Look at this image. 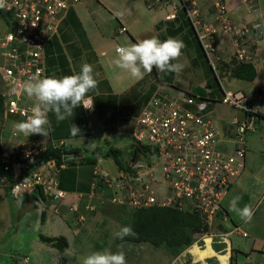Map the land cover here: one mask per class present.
I'll use <instances>...</instances> for the list:
<instances>
[{"label": "built area", "instance_id": "obj_1", "mask_svg": "<svg viewBox=\"0 0 264 264\" xmlns=\"http://www.w3.org/2000/svg\"><path fill=\"white\" fill-rule=\"evenodd\" d=\"M83 1L86 0H4V7H0L12 14L11 27L0 34V94L4 124L10 123L9 135L1 134L0 167L4 174L0 180L14 199L40 189L45 198L56 201L68 195L59 187L55 160L40 162L49 143L55 147H67V143H53L40 134L24 135L12 123L26 120L31 114L34 100L23 91L24 82L32 76L47 75L46 45L58 34L64 14ZM159 4L171 6L169 19L180 12L186 15L218 79L217 90L205 85L206 97L187 91L171 97L155 91L143 107L133 136L138 145H148L156 159L143 163L144 156H140L130 163V170L119 168L114 178L94 165L90 197L103 201L105 193L111 191V203L125 205L131 212L154 206L192 212L202 219L206 235L224 211L223 201L235 179L245 169L247 136L256 130L258 104L264 97L262 91L255 92L254 103L244 90L229 88L228 70L221 67L223 62L257 65L264 48V21L233 20L229 0H147L149 8ZM239 6H245L249 13L259 11L253 0H239ZM125 31V27L120 29ZM83 103L90 105L92 101L86 99ZM219 104L244 115L234 119L236 129L229 137L235 146L232 154L219 149L221 135L213 107ZM96 208L93 204L85 206L87 211ZM79 209L78 201L69 207L70 212ZM84 219L80 214L79 220ZM235 230L242 231L238 226ZM242 234L247 236L246 232ZM169 264L190 263L176 257Z\"/></svg>", "mask_w": 264, "mask_h": 264}, {"label": "crops", "instance_id": "obj_2", "mask_svg": "<svg viewBox=\"0 0 264 264\" xmlns=\"http://www.w3.org/2000/svg\"><path fill=\"white\" fill-rule=\"evenodd\" d=\"M144 1L147 3V0ZM238 1L229 0L230 15L233 20L244 21L260 18L264 21V10H262L264 0H253L259 8L257 14L249 13L245 6H239L238 8ZM140 7L139 0H86L78 3L64 14L60 21L58 34L53 36L46 45L45 68L47 76L72 75L78 73L81 66L87 63L92 66L93 75L97 81L96 88L89 91L82 101V103L86 99L92 101L93 106L90 110L83 107V105H79L71 114H66V119L59 122L54 113L50 112L48 114L50 122L47 125L46 136L48 140L54 143L56 138L63 137L62 139L66 140L62 141L67 143V147L80 149L76 160L69 163V167L64 171L63 179L59 181V187L68 193L67 197L56 201L43 198L40 192L34 191L31 194L14 199L8 188L0 187V198L7 196L8 202L13 200L15 202L13 209L21 210V213L29 209L37 210V214H34L37 222L44 226V229L49 233L43 235L50 237L63 235L68 239V247L64 252L58 250L60 257L67 256L65 254L69 253L68 251H71V248L73 252L75 250L77 238L82 233V227L79 228L78 226L79 215L83 214L89 219V215L94 214L91 212L93 210H85V206L87 204L100 206L107 202H101V199L90 197L94 164L90 163L91 166L89 162L81 160L88 153L80 145H73L70 142V140L78 138L71 135L70 125L75 124L79 129H82L85 124L81 122L85 115L82 112L83 110L88 113L94 111L95 115L99 112L107 114L118 110L123 102L129 104L136 100L140 105L139 107L142 108L155 91L159 90L168 94L171 92L164 90L165 86H173L176 81V84H179V73H161L155 68L141 79L133 78L129 72L115 65L114 61L117 59L115 49L118 46L130 45L145 38L156 37L163 41L171 36L183 41L182 54H194L197 57L193 62L194 66L199 64L200 61L203 62L202 54L199 53V45L193 38V32L191 29L188 32L185 31L187 19L183 12H180L176 18L169 19L167 16L172 12L170 5L159 4L153 8H149L147 5L148 13H143ZM122 27L126 28L125 32H120ZM182 54L179 60L173 61V63H181ZM207 66L206 63V68ZM256 67L257 77L254 81L248 82L238 79L228 81L229 87V84H233L237 80L236 88L231 89L244 90L254 103L256 102L255 92L264 91V48ZM182 71L188 70L182 69ZM199 71L195 76H189L187 80H183L187 81L191 88L189 90L180 88L179 94L183 91L193 90L195 93L200 94V90L203 89L207 92L205 85H208L209 76L206 78L202 76V67ZM241 82H245L247 86L241 85ZM119 95L121 96L118 98ZM258 108L264 114V97L258 104ZM243 116L242 112L229 106L222 104L214 106V117L221 135L219 149L224 153H234L235 146L229 140V137L236 129L234 119H242ZM257 122L260 124V139L264 141V123H261L260 120ZM252 133L247 136L246 147L249 138L252 147L260 142L257 143V138L254 136L250 137ZM90 149H93V147ZM252 149L247 147L245 169L235 179L226 195L223 201L224 211L216 217L213 226L206 235H202L199 240L177 256L180 257L182 262L190 264H246L254 259L255 264H264V181L258 180L261 178L258 175L255 176L256 172L253 165L254 154L257 153ZM263 170L264 164L262 165V172ZM235 197L240 198L237 201L238 208L242 209L245 205H248L253 210L250 222L246 223L240 215L230 210V201ZM85 200L86 205L83 208L82 204ZM77 201L80 206L79 212H70L69 207ZM259 211L261 212L260 217L263 218L258 217L257 220H254ZM8 212L9 209L6 210V213ZM98 214L99 212H96L94 216L100 217ZM73 215H76V219L77 217L78 219L75 220ZM7 217L9 218V215ZM236 226L240 227L242 231H236ZM243 232H246L247 236H244ZM237 236L251 239V242L247 245L246 241L238 239ZM48 244L50 247L57 249L50 243ZM198 252H201V254ZM164 257L165 264H169L176 258L168 251Z\"/></svg>", "mask_w": 264, "mask_h": 264}, {"label": "rangeland", "instance_id": "obj_3", "mask_svg": "<svg viewBox=\"0 0 264 264\" xmlns=\"http://www.w3.org/2000/svg\"><path fill=\"white\" fill-rule=\"evenodd\" d=\"M139 3L141 4V11L143 13H148L146 1L139 0ZM262 7V10H264L263 4ZM207 8L209 9L208 5H206V9ZM10 18H12L11 13L4 12V14H0V34L7 29L8 24L6 19ZM190 29V23L186 22L185 31L188 32ZM194 57V54H182V61L180 64L183 65V69L188 71L179 72V84H176V81L173 86L164 87V90L171 92L168 93L171 97H176L181 91L180 88H185L186 90L191 88L187 84V81L183 80H187V77L198 74L200 72V67L203 69L202 76L204 78L208 76V66L206 68L204 58L202 57L204 63L200 61L199 64H195L196 66H194L193 62L197 58ZM234 79L235 78L232 79L230 75H227V86L228 81H233ZM237 84L238 81L235 80L233 84H229V88H236L235 86H237ZM241 85L247 86L245 82H241ZM133 91L135 92V90ZM262 92L264 93V91ZM120 96L121 95H119L118 98ZM139 106L136 100L129 104L123 102L118 110L107 114L99 112L95 115L94 111L88 113L83 110L82 112L85 115L81 119V122L85 124L82 129H80L79 135L75 136L78 138L70 140V142H72L73 145H80L83 150L88 153V156L92 155L90 158H95V160H97V166L107 170L111 177L114 178L119 171L118 164L112 156H106L104 153L111 147L119 151V157L122 160H129L132 157L135 144L133 131L134 127L138 124L139 117L144 107L140 108ZM4 121L6 120L3 117V110L0 108V127L2 132L8 136L10 133V123L5 125ZM260 121L264 123V118L260 119ZM257 127L259 128L258 130ZM252 136L257 138V143L258 141L260 142L252 147V142L249 138L247 147L253 148L252 150L256 151L257 154H254L253 169L256 172L255 176L258 175L261 177L257 179L264 181V170L262 172V165L264 164V141L260 139L259 122L256 124V130L250 135V137ZM62 138H56L55 141L60 142L66 140ZM2 139L0 137V142ZM70 139L72 138L70 137ZM100 139L102 140L100 141ZM93 142H95V144H92ZM92 147L93 149H90ZM95 149H99L101 155L94 154ZM86 153L84 152V154ZM149 158L156 159L155 156L147 154V157H141V161L145 163V160ZM72 162L74 161L69 160L59 168L57 176L58 181L63 179L64 171L69 167V163ZM91 164L89 163V165ZM3 174V169L0 167V177L3 176ZM0 187H2L1 180ZM112 195L113 192L107 191L105 193V200H103L107 202L100 206L96 204L95 206H97V209L91 211L94 214L99 212L98 215L100 217H96L94 214L89 215V219L86 216L84 220H79L77 217L78 226L79 228L82 227V233H80L77 238V245H75L74 252L71 248V251H68L70 254L67 253L65 254L67 256L63 257L59 256L58 248L55 249L50 247L47 242L41 239L40 234L49 233L44 229V226H41V224L37 222L34 216V214H37V210L29 209L21 213V210L13 209V204L15 203L13 200L8 202L7 196L0 198V264H82V260L85 256L92 252L102 250H110L112 252L118 250L124 251L127 264H165L164 255L167 253V250L163 247H156L149 242H119L116 240L114 233L118 231L120 227L129 226L131 224L133 221V212L127 209L125 205L111 203ZM100 201L102 202V200ZM7 209H9L8 213H6ZM39 212L41 213L40 209ZM7 215H9V218ZM260 215L261 212L259 211L254 220H257ZM73 217L77 220L76 215H73ZM261 218L263 217H260V219ZM245 227L248 229L247 226ZM237 238L246 241L247 245L251 242V239L242 236H237ZM198 253L201 254V252ZM253 260L254 259L246 264H255Z\"/></svg>", "mask_w": 264, "mask_h": 264}, {"label": "clouds", "instance_id": "obj_4", "mask_svg": "<svg viewBox=\"0 0 264 264\" xmlns=\"http://www.w3.org/2000/svg\"><path fill=\"white\" fill-rule=\"evenodd\" d=\"M0 7H4V0H0ZM184 43L174 37H168L161 41L156 37L145 38L136 43L118 46L115 51L117 59L115 65L127 72L133 78L141 79L145 74L151 73L155 68L161 73H179L183 69L178 61ZM97 81L93 75L92 66L85 63L78 73L63 76H32L24 82L23 91L34 100L31 114L23 121H14L12 127L24 135H47L46 126L49 125L48 114L54 113L57 121L66 119V114L83 105L91 109L93 104H83L86 94L95 89ZM72 136H77L80 129L77 125H70ZM92 144H95L93 142ZM239 197L230 201V210L236 212L247 223L253 216V210L245 205L242 209L237 207ZM130 226H122L114 233V236L123 240L124 237L134 236ZM82 264H127L125 252L118 250L95 251L85 256Z\"/></svg>", "mask_w": 264, "mask_h": 264}, {"label": "trees", "instance_id": "obj_5", "mask_svg": "<svg viewBox=\"0 0 264 264\" xmlns=\"http://www.w3.org/2000/svg\"><path fill=\"white\" fill-rule=\"evenodd\" d=\"M0 14H4V11L1 9H0ZM184 16L186 17L185 14ZM6 22L8 24V27L6 30H8L11 27V24H10L9 19H6ZM193 38H195L196 42L198 43L199 53H201L202 57L204 58L202 48L197 38L195 37L194 32H193ZM205 62L207 63L206 60ZM221 68L224 70L227 69L229 75L232 78H235L238 80L249 82V81H254L257 77V67H256V64H253V63L223 62V65ZM208 71H209L208 72L209 79H208L207 84L209 87H214L215 90H217V86L219 84L218 79L214 75L209 65H208ZM187 92H189L190 94H197L194 92V90L187 91ZM200 94L203 97L207 96V93L204 91V89L200 90ZM215 94L217 95L219 94V92L215 91ZM0 108L3 110V97L1 94H0ZM257 117H258L257 121H259L260 119L264 118V114L259 112ZM1 133H2V130L0 127V137H1ZM133 139H134V136H133ZM134 143H135V139H134ZM142 148H144V150H142ZM136 149L138 152L136 158L140 156L147 157V154H150L151 152L150 147L148 145L142 146V145H138L137 143H135L134 149L132 152V157L129 160H122L119 157V151L116 148L110 147L104 154L106 156H112L115 159V162L118 164V167L120 169L125 168V169L130 170L129 168L130 163L133 161V156L135 154ZM1 150H2V146L0 142V152ZM79 153H80V149L78 148L71 147V146L55 147L49 143L40 162L48 161V160H55L57 166L60 168L65 162L69 160L75 161L77 158V156L75 155H78ZM94 154L101 155L100 150L95 149ZM90 156L87 155L81 160H84L86 162L96 165L97 160H95V158H90ZM39 191L42 197L45 198L43 190L40 189ZM85 203H86V200L82 204L83 208L86 205ZM202 223H203L202 219L198 215L192 212H184V211H180L174 208L162 207V206L146 207V208L133 211V221L131 222L129 226L133 229L135 235L124 237L123 240L116 238V240L119 242H123V241L149 242L156 247L165 248L173 256L176 257L179 254H181L185 249H187L192 244H194L197 240L200 239V237L203 235V232L205 231V229H202ZM40 237L44 242L50 243L53 247L58 248L61 252H64V250L68 247V239L63 235L50 237V236H45L41 234Z\"/></svg>", "mask_w": 264, "mask_h": 264}, {"label": "water", "instance_id": "obj_6", "mask_svg": "<svg viewBox=\"0 0 264 264\" xmlns=\"http://www.w3.org/2000/svg\"><path fill=\"white\" fill-rule=\"evenodd\" d=\"M142 150H144V148H142ZM137 154H138V152H137V149H136V150H135V154H134V156H133V160L136 158ZM75 156H78V155H75Z\"/></svg>", "mask_w": 264, "mask_h": 264}]
</instances>
